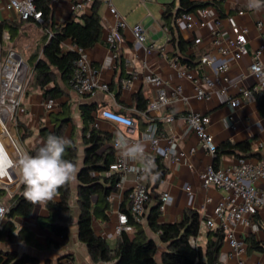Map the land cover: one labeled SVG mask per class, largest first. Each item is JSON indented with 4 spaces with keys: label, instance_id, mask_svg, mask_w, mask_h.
Returning <instances> with one entry per match:
<instances>
[{
    "label": "crops",
    "instance_id": "obj_1",
    "mask_svg": "<svg viewBox=\"0 0 264 264\" xmlns=\"http://www.w3.org/2000/svg\"><path fill=\"white\" fill-rule=\"evenodd\" d=\"M77 1L84 3V9L78 15L89 13L94 2H97L96 9L102 25V37L101 41L94 47L86 49V53L92 66L98 70L102 80L109 87L108 92H96L91 96L85 97H79L69 87H65L66 94L56 101L57 108L55 111L58 110L60 102L69 101L71 103L72 123L65 128L64 137L72 138L75 143L77 148L76 168L78 171L82 167L84 151L81 139L82 124L78 110L81 103L95 104L98 107L94 113V118L99 114L100 110L105 108L132 116L136 122V131L128 136L129 139L135 140L137 143H143L146 155L152 153L149 142L144 138L148 122L142 118V111L138 110L135 97L136 94L142 95L146 101V109L149 102L154 98V88L143 81V77L149 72L162 77L169 93L175 85L180 83L183 87V96L187 98V100L179 99L172 102L163 110L165 115H172V121L166 122L163 119L156 121L160 140L157 151L154 153V158L162 157V150L168 145V137L175 136L179 138L181 136L185 129V116L188 110L199 111L210 116L208 132L217 146L223 142L239 143L245 141L250 144L253 153L264 154V117H261L258 113L255 98L248 100L241 96V103L236 108H232L227 101V96L219 92H212L204 101H197L193 97L192 81H178L175 69L172 66V61H176L174 57L176 49L170 41L172 37L190 41L191 45L186 53H193L199 56L209 45L213 33L221 34L225 40L231 37L225 18L227 15H235L236 11L245 5L244 0H192L195 2H214L215 6H209L215 12L214 15L207 20L206 26L199 30H188L183 22L175 23L173 33L164 25L161 14L164 5L172 1H174L173 12H175L178 0H144L143 2H140V0H111V4L126 23V27L120 31V39L113 46L108 45L105 41L106 34L113 24V17L109 14L106 4L108 0H51V14L54 23L63 24L72 16H75L74 12H72V6ZM263 18L264 8L259 11L250 10L243 16L236 17L237 23L247 29L248 44L247 52L240 60H231L229 55L226 57L228 62L227 77L231 84L229 93L232 96L239 95L240 89H250L254 85V80L249 73L248 67L252 60L253 51L264 42L255 29V23ZM0 22H5L9 25L8 30L10 32L8 30H4V32L8 33L9 40L12 41V44L9 45L7 44L9 40L4 42L1 39L0 44L3 47L6 46L5 49L11 47L16 50V46L14 47L13 45L16 42H24L23 52L25 53L28 47L38 45L41 36L39 24L31 21H21L15 11L4 9L2 1H0ZM136 24H141L145 29L147 39L143 44H136L133 38L132 28ZM196 38L200 39L198 44L194 43ZM149 46L153 50L150 53H145L144 48ZM63 49H72L69 41L64 42ZM229 49L231 50V47ZM23 52L18 53L29 63V57H26V53L24 54ZM210 53L216 56L217 59H222L216 54L214 49ZM261 60L264 65V51L261 55ZM191 71L198 78L204 76L212 77V68L205 64H200L196 69H191ZM133 76L136 78L132 85L128 89L122 88V82ZM33 86L35 87H33V91L28 93L27 98L24 99L25 107H22L24 112L18 117V122L25 124L30 132L27 137L19 139L25 153L35 145L43 144L39 134L41 127L49 129L53 127L49 119L50 113H46L42 107L41 103L43 100L35 86L34 80ZM96 128L109 134V139L105 143L106 147H112V139L117 132H124L123 127L105 120H99ZM174 147L179 153H182L178 160L175 161L163 158L167 172L154 190V193L158 196L157 201L162 192H168L171 196L170 203L161 211L158 221L160 223L180 222L183 220L185 212L188 211H195L199 218L202 216L212 217L216 202L225 196V192L217 188L202 189L199 183V174L209 165L214 166L215 164V168L227 167L234 163L237 157L225 154L219 157L217 161H214L215 157L210 156L201 148L193 133H189L184 139L179 140ZM191 147L195 148L193 153H189ZM119 153V150H114L115 156L119 155ZM249 158L254 159L256 157L252 156ZM133 165L141 166L142 163L136 161ZM148 184L153 185V180L148 179ZM132 185L131 181H125L121 187L115 188L108 197L110 202V209L106 213L108 218L103 221L94 219L92 222L94 232L104 238L111 249L116 247L118 240L114 230L118 225V214L122 213L120 207H129L128 193ZM69 186L71 216L67 222V227L70 236L64 246L60 248H45L46 240L51 234L40 223V219L48 214L46 204H43L34 205L28 216L6 217L2 224L3 226L6 222H10L13 226V234H17L23 227L27 228L30 232V239L34 244H25L20 241L12 243L0 242V250L15 251L18 255L25 253L30 257L36 258L39 264H44L45 262H48V264H110L106 262L94 263L86 246L78 240L77 176L75 180L69 182ZM185 186L191 188V195L186 194ZM153 196V193H151L152 199ZM93 199L95 201L96 196ZM58 200L59 197L57 196L56 201ZM153 202L151 200L145 209L142 225L147 236L156 242L155 259L158 264H161V255L166 251L167 247L159 241L158 234L152 232L145 224L149 206ZM255 221L259 226L257 232H252L249 228L242 226H238L235 232L237 237L244 240V242L248 236H252L263 246L262 251L252 250L248 252L246 250V263L264 264V213L259 214ZM126 232L132 237L134 230L131 228V230ZM209 232L210 230L207 228L200 227L197 236L194 237L196 246L201 247L202 250L205 249ZM228 252L229 248L224 243L220 254ZM223 264H235V260L229 257L223 261Z\"/></svg>",
    "mask_w": 264,
    "mask_h": 264
},
{
    "label": "built area",
    "instance_id": "obj_2",
    "mask_svg": "<svg viewBox=\"0 0 264 264\" xmlns=\"http://www.w3.org/2000/svg\"><path fill=\"white\" fill-rule=\"evenodd\" d=\"M0 1L3 2L5 10L15 11L21 21L42 22V13L36 8L34 0ZM143 1L140 0V2ZM244 1L245 5L238 9L235 15H227L225 18L231 37L225 40L221 34L213 33L209 45L199 55L200 64H205L212 68V77L204 76L198 78L191 69L184 65H179L176 61H172L177 80L192 81L193 97L197 101H204L212 92H219L227 96V101L232 108H236L241 103V96L245 99L253 100L255 94L264 90V65L261 60L264 42H262L253 51L252 60L248 67L249 73L254 80V85L250 89H240L237 96H232L229 93L231 84L227 77L228 62L226 57L229 55L231 60L236 61L240 60L247 52V29L239 25L236 20L237 16H243L250 11L248 0ZM106 4L109 14L113 17V24L106 34L105 41L108 45L113 46L120 39V31L126 27V23L111 4V0H108ZM83 9L84 3L81 1H77L72 6V12H74L75 16H78ZM214 13L213 9L209 7L200 8L195 13H181L175 19V23L183 22L188 30H199L206 26L207 20ZM255 29L264 40V18L255 23ZM132 35L136 44H143L147 39L145 29L141 24H136L132 28ZM9 39L8 33L4 32L2 41L7 42ZM199 42V38L194 40L195 44ZM230 47L231 50L229 49ZM73 49L77 53V58L74 61L73 73L67 81V86L71 91L79 97L91 96L96 92H108V84L102 80L98 70L92 66L86 50L81 47H74ZM213 49L222 59H217L216 56L210 53ZM152 50L151 46L144 48L145 53H150ZM255 67H260L261 72L255 73L253 71ZM28 71L27 60L13 48L5 49V55L2 60L0 53V125L2 128L0 144L7 148L13 159L18 158L21 153L14 142V137L16 136L18 114L24 112L21 107V98ZM135 78L133 76L125 79L122 82V88L128 89ZM143 81L155 90L154 98L149 102L147 109L141 112L142 118L148 122L144 138L149 142L152 152L145 155L151 157L154 161V153L157 151L160 140L156 121L159 119H163L166 122L172 121V115H165L163 110L172 102L179 99L187 100V98L183 96V87L180 83L175 85L169 93L162 77L158 74L149 72L143 77ZM41 104L46 113H51L57 108V103L53 99L44 100ZM19 109L20 111H18ZM112 116L120 117L127 123H114L110 119ZM99 120H105L124 128V132H117L112 139L114 150H118L114 143L117 134L126 137L130 143H137V141L130 140L128 137L136 131L134 118L105 108L100 110L99 114L94 118L93 125L95 127ZM209 124L210 116L208 114L188 110L185 116L184 131L179 138L175 136L167 138L168 145L162 150V158L171 161L178 160L182 152L179 153L174 146L189 133L195 135L201 148L210 156L215 157L217 145L208 132ZM194 151V147L189 149V153ZM133 163L132 161L125 162L119 153V155L115 156V160L108 170L103 172V176L107 177L118 173L119 181L116 183V188L121 187L125 181L132 182L133 185L128 193L129 211L135 222L142 223L145 204L149 199L148 180L141 179L142 171H134L136 168L143 169L144 165L137 166L133 165ZM198 178L202 189L217 188L225 192V196L216 202L212 217L202 216L199 218V228L204 227L210 231L220 228L224 234V243L229 248V252L220 254L218 261L214 264H223V261L229 257L235 260V264H247L245 260L247 246L244 240L237 237L235 230L238 226L249 228L252 232H257L259 229L255 218L259 214L264 213V159L239 157L234 163L224 168H215L213 165H209L199 174ZM19 185L20 181L15 172H11L7 177L0 178V190L6 191L10 199H12ZM184 189L187 195H191L192 192L189 186H185ZM165 197L169 199L166 201ZM170 201V194L162 192L159 196V211H163ZM8 210V207L0 201V227L6 218ZM129 230H131V227L127 224L126 215L123 213L118 214V225L114 230L115 235L119 236L122 231ZM189 243L196 246L194 237L189 238Z\"/></svg>",
    "mask_w": 264,
    "mask_h": 264
},
{
    "label": "trees",
    "instance_id": "obj_3",
    "mask_svg": "<svg viewBox=\"0 0 264 264\" xmlns=\"http://www.w3.org/2000/svg\"><path fill=\"white\" fill-rule=\"evenodd\" d=\"M51 0H34L36 8L42 13V22L38 23L41 29V36L35 51L29 56L28 61L34 73V83L39 90L42 100L53 99L58 101L66 94L64 88L74 70V61L77 53L74 47L90 49L101 41L102 25L96 9V3L92 5L90 12L78 16H72L63 24H55L51 14ZM215 6L214 2H195L192 0H178L177 8L174 10V1L165 4L161 17L164 25L173 33L175 19L181 13H195L200 8ZM34 22L32 20H29ZM28 22V21H27ZM5 22H0V43L4 30H8ZM9 31V30H8ZM10 32V31H9ZM69 41L72 49L64 50V42ZM176 49L177 63L186 66L188 69H196L200 65L199 56L187 54L186 51L191 45L190 41H183L180 38L172 37L170 40ZM137 108L145 111L146 101L141 94H136ZM257 110L261 117H264V90L255 94ZM98 107L95 104L81 103L79 105V117L81 120V139L84 146L82 167L77 173V237L83 243L91 260L94 263L106 262L110 264H158L155 259L156 242L149 238L142 223L135 222L131 217L129 207L120 211L126 215L127 224L134 230L130 237L126 231H122L116 243V247L111 249L107 241L98 236L92 227L94 219L106 220L107 211L110 209L109 195L115 190L119 181V174L103 176V172L108 170L114 162L115 155L111 146H105L109 139V134L98 130L94 125V113ZM126 115V114H125ZM130 116V115H129ZM132 117V116H130ZM52 129L41 127L39 134L42 145H35L27 151L30 155H35L39 148L46 143L49 135L64 137V130L68 124L72 123V110L69 101L60 102L58 110L49 114ZM29 130L22 122H17L16 137L19 139L29 135ZM71 144L66 149L65 159L71 160L75 165L77 161V148L72 138ZM225 154H231L237 158L256 157L264 159V154L253 153L248 142H223L216 148L215 160ZM155 168L152 175L158 178L153 180V185L148 184L149 199L145 204L149 206L148 214L145 218L146 227L157 233L159 241L166 245V251L161 255V264H214L218 261L221 248L224 244V234L220 228L209 232L205 249L193 246L189 243L190 237H196L199 231V215L195 211L185 212L184 218L180 222L160 223L159 200L154 193L157 185L165 176L167 170L162 157L154 158ZM214 167L215 164H214ZM1 191V190H0ZM24 186L20 183L17 191L10 199L9 210L6 217L28 216L33 208V204L28 202L23 195ZM153 193V199L151 197ZM59 200L46 204L48 214L40 219V223L50 232L46 240L45 248H60L69 240V229L67 222L71 216L70 209V186L69 183L61 187L58 191ZM96 196L94 201L93 197ZM145 215V214H144ZM59 238V240H57ZM20 241L25 244H34L30 239V232L27 228H21L17 234H13V226L6 222L0 227V242L12 243ZM247 251H262L263 246L252 236L245 240ZM0 264H39L36 258L23 253L18 255L15 251L0 250ZM44 264H48L45 262Z\"/></svg>",
    "mask_w": 264,
    "mask_h": 264
},
{
    "label": "clouds",
    "instance_id": "obj_4",
    "mask_svg": "<svg viewBox=\"0 0 264 264\" xmlns=\"http://www.w3.org/2000/svg\"><path fill=\"white\" fill-rule=\"evenodd\" d=\"M248 8L259 11L264 8V0H248ZM253 71L258 74L261 69L255 67ZM110 119L117 124L127 123L120 117L112 116ZM114 143L125 162L139 161L144 165L143 169H134L136 172H143L141 179L158 178L157 175H152L155 163L151 157L145 155L143 143H130L121 134H117ZM70 144L71 141L66 137L49 135L46 143L35 155L20 153L16 159L0 144V178L15 172L24 186V198L33 205L56 201L59 189L75 180L78 171L71 160L64 158ZM168 199L165 197L166 201Z\"/></svg>",
    "mask_w": 264,
    "mask_h": 264
},
{
    "label": "rangeland",
    "instance_id": "obj_5",
    "mask_svg": "<svg viewBox=\"0 0 264 264\" xmlns=\"http://www.w3.org/2000/svg\"><path fill=\"white\" fill-rule=\"evenodd\" d=\"M7 44H9V45L12 44V41L9 40ZM24 45H25L24 42L23 43L22 42H20V43L16 42L13 46L14 47L16 46L15 47L16 52L18 51V52L22 53L24 50ZM5 47L6 46L3 47L2 44H0L1 60L3 59V56L5 55ZM36 47H37L36 45H32L31 47H28V49L25 52L26 54L24 52L23 53L26 55V57H29L35 51ZM28 67H29V71H28V75L26 77V81L24 83V89H23V94H22V98H21V107H23V108L25 107V100L24 99H26L28 93L32 92L33 89L35 88L33 86L34 74L32 73V66L30 63H28ZM26 91H28V92H26ZM18 111H20V109ZM19 116H21V113L18 114V117ZM14 142L19 147L21 153H25L18 137H14ZM0 201H1V203H3L4 205H6L9 208L10 198L8 197L7 192L4 190L0 191Z\"/></svg>",
    "mask_w": 264,
    "mask_h": 264
},
{
    "label": "water",
    "instance_id": "obj_6",
    "mask_svg": "<svg viewBox=\"0 0 264 264\" xmlns=\"http://www.w3.org/2000/svg\"><path fill=\"white\" fill-rule=\"evenodd\" d=\"M1 131H2V128H1V125H0V133H1Z\"/></svg>",
    "mask_w": 264,
    "mask_h": 264
}]
</instances>
